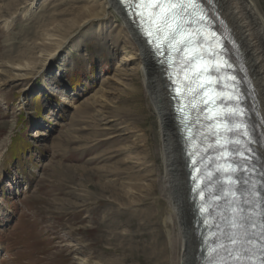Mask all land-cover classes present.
<instances>
[{
    "label": "rangeland",
    "instance_id": "374dc122",
    "mask_svg": "<svg viewBox=\"0 0 264 264\" xmlns=\"http://www.w3.org/2000/svg\"><path fill=\"white\" fill-rule=\"evenodd\" d=\"M252 2L264 17V0ZM92 4L0 0V264H101L112 255L120 264H140L131 247L144 237L137 227L103 222L102 214L112 218L117 206L97 182L112 179L107 172L137 153L134 125L120 112L146 106L139 123L153 142L160 138V118L137 55L119 31L121 15L112 9L84 22ZM91 132L102 143L86 153ZM141 264L149 263L142 258Z\"/></svg>",
    "mask_w": 264,
    "mask_h": 264
},
{
    "label": "bare ground",
    "instance_id": "6f19581e",
    "mask_svg": "<svg viewBox=\"0 0 264 264\" xmlns=\"http://www.w3.org/2000/svg\"><path fill=\"white\" fill-rule=\"evenodd\" d=\"M203 1L215 17L219 30L226 33V41L231 47L232 55L233 52L236 54L238 64H235L247 87L246 98H241V102L246 103L249 98L250 105L246 103V106L250 110L252 120L249 124L247 122L242 124L252 133L249 147L255 151L258 171L262 177L259 190L261 195L264 193V17L252 0ZM93 3L94 5L87 9V16L82 19L84 22L105 18L112 13V9L121 15L123 22L119 26V31L124 36L125 44L137 55L139 68L144 76L145 93L150 96L153 109L160 118V138H155L153 142L148 135L149 130L146 132L140 128L139 123L145 116L142 115L146 106L136 104L133 111L126 108L129 112L125 109L120 112V118L126 120L129 117L130 119L126 121L134 125L133 132L137 138L133 141L132 147L137 149V153L134 158L122 160L121 166L126 164V168L120 166L107 172L105 177L111 176L112 179L104 181L103 184L97 182L99 191L111 192V202L117 206L112 218L102 214L103 222L111 221L113 227L117 229L126 225L137 227L145 240L131 248L134 253H139L136 259L140 264L142 258L149 264H202L204 259L201 248L204 241L197 227L199 220L191 196L189 161L182 134L179 132V116L176 114L167 68L158 60L137 23L125 14L120 0H93ZM96 3L99 7L97 5L95 7ZM51 56L52 54H49L48 58ZM14 68L26 69L24 66ZM23 76L26 75L17 73L14 77ZM233 124L235 125V122ZM140 130L143 132H139ZM97 134L91 132L87 137L86 153H92L100 148L102 139L99 140L95 136ZM154 147L155 153L151 150ZM96 158L98 157H91L89 161L93 163ZM130 163L134 165H128ZM144 165L148 174L141 168ZM136 167H139V170H134ZM133 170L138 171V174L131 175ZM140 174L146 181L140 179ZM92 178L93 175L90 173L88 175L90 186ZM91 189L88 192L89 199L93 197ZM246 193H250V189H247ZM159 195L165 199L166 204L160 201ZM99 199L97 201L100 202ZM88 213L91 220H94L90 204ZM120 216L126 217L124 223ZM113 233L117 234L114 237L116 239L119 232ZM133 233L126 232V235ZM104 258L106 259H102L101 264H120V260L122 261L121 257L115 258L113 255L108 259L106 256Z\"/></svg>",
    "mask_w": 264,
    "mask_h": 264
},
{
    "label": "snow or ice",
    "instance_id": "6c2138e0",
    "mask_svg": "<svg viewBox=\"0 0 264 264\" xmlns=\"http://www.w3.org/2000/svg\"><path fill=\"white\" fill-rule=\"evenodd\" d=\"M178 15L179 12L176 10L174 4L154 3L152 5L151 18L149 22L150 23L155 22L157 37H159L161 33H164L165 38L169 41L171 47L175 48V51L177 53L187 54L191 48L197 46L198 41L194 40L191 35H185L188 31V28L184 27L181 21L177 19ZM188 27H190V25ZM148 34L149 36H151L152 32L150 31ZM203 59H204L203 56L193 55L191 56L190 59L185 60V63L191 66H195L197 62ZM214 71L218 72L219 68L214 69ZM204 73H208L207 68L204 69ZM208 74L211 77V73ZM199 79H200V75L194 74L191 80L189 81V83H193ZM211 83L212 81L211 79H209V85H211ZM200 87L203 88L204 86L200 85ZM204 103L207 105L208 101H204ZM214 103L215 102L213 101V104ZM205 110L210 111L211 109L206 108ZM213 135H216V133H213ZM193 164H195V161H193ZM196 171H199V169L197 168ZM217 172H219V169H217ZM208 178L209 180H211L212 178L211 172L208 173ZM192 179L195 180L196 177L193 176ZM193 192L195 193V189H193ZM199 194L201 195V197L203 196L202 191ZM261 195H264V193H262ZM246 207H247L246 205H241L242 210H245ZM243 223L247 224L248 221L245 220ZM245 255H247V253H245Z\"/></svg>",
    "mask_w": 264,
    "mask_h": 264
},
{
    "label": "water",
    "instance_id": "95a60500",
    "mask_svg": "<svg viewBox=\"0 0 264 264\" xmlns=\"http://www.w3.org/2000/svg\"><path fill=\"white\" fill-rule=\"evenodd\" d=\"M198 191H199V189H198ZM204 220H205V213H201V222L203 223Z\"/></svg>",
    "mask_w": 264,
    "mask_h": 264
}]
</instances>
